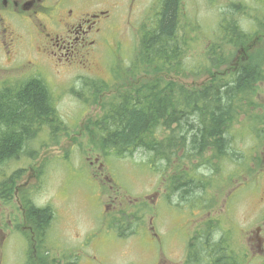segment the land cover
Segmentation results:
<instances>
[{"label": "rangeland", "instance_id": "obj_1", "mask_svg": "<svg viewBox=\"0 0 264 264\" xmlns=\"http://www.w3.org/2000/svg\"><path fill=\"white\" fill-rule=\"evenodd\" d=\"M213 1H182L181 21L190 22L188 34L195 38L182 59L184 70L181 71V78L187 84L199 83L205 78L208 68L206 48L213 42L220 27V19L224 22L231 3L245 7L243 10L237 12L231 10V12L241 29L246 32L247 38L254 36L256 23L264 20V0ZM149 4H151L150 0L142 1L135 12V18L140 21H135L132 16L131 20L134 21L132 25L127 24V14L120 12L121 17L117 25L102 40V49L104 48L100 55L102 65L114 61L117 55L115 49L111 50V46L109 49L105 46L106 40L110 45L113 42L119 46L117 52L122 58H127L132 53L139 39L138 28L147 25L154 13L155 8L148 9ZM152 5L153 3L150 7ZM193 27L197 29L193 31ZM13 29L17 37L14 55L7 57L6 49L0 44V73L35 72L33 64L28 65L30 62H39L40 58L33 51L29 33L18 25ZM225 67H221V71ZM42 72L49 78L48 87L62 125L57 129L56 135H52L51 130L46 129L49 137L46 143H41L43 132L40 130L37 134L39 138L28 144L24 143L22 152L16 159L12 158L0 163V183L12 173L22 171L18 184H23L27 180L30 168L34 171L37 166L38 182L34 179L30 180L29 191L33 201L48 204L53 212L44 250H48V260L53 261L51 264H145V259L154 256L159 249L158 243L153 242L147 229L152 228V233L159 234L164 254L167 248L176 253L179 251L178 247L169 244L172 241L183 242L186 239L191 221L204 217L217 219L220 211L219 221L223 225L221 227L222 229L230 227L231 231L228 235H231V242L233 235H236V225L233 223V217L236 219L234 204L236 201V189H234L236 111L225 133L229 140L227 151L234 153L233 156L229 155V158L227 156L228 159L232 158V162L224 165L219 175L210 176L212 186L206 189L192 187L196 199L206 196L205 193L208 195L206 196L208 208L204 205L202 209L193 208L195 203L190 202L192 204L188 205L183 196L179 197V192H174V188L170 185L171 180L168 186L165 179L173 173L170 166L164 173L160 169L162 167L160 162L157 163L156 171L151 170V166L147 163L149 157L141 150L135 151L132 156L119 157L113 154L102 156L93 148L87 135L79 130L85 117L98 114L100 111L96 103H84L74 94L73 91L78 90L80 84L72 78L68 79L69 73L63 78L56 77L48 63H43ZM245 98L247 101L255 99L253 94H248ZM56 122L59 123V120ZM252 131L258 132V129ZM249 141L248 138L242 141V149L250 146ZM96 157L99 158V162L93 164ZM99 163H102L101 171L98 170ZM188 164L185 163L183 167L181 165L180 169H186ZM202 172L209 174V170L204 166L197 173ZM104 176L109 180H103ZM231 186L234 191L229 195L226 205L225 195ZM222 189L223 192L219 195L216 190L222 191ZM108 196L110 199H107ZM217 200L220 203L215 205ZM0 202V227L8 233V219L15 213L16 203L4 200ZM224 209L226 211L223 213ZM120 211L128 212L124 215L128 220L122 227L119 223V219L122 218ZM135 229L136 232L133 233ZM218 229L217 233L220 234L221 229ZM121 231L127 236H118V232ZM14 235H6L3 242L0 235V264H24L25 243L22 238Z\"/></svg>", "mask_w": 264, "mask_h": 264}, {"label": "trees", "instance_id": "obj_2", "mask_svg": "<svg viewBox=\"0 0 264 264\" xmlns=\"http://www.w3.org/2000/svg\"><path fill=\"white\" fill-rule=\"evenodd\" d=\"M229 7L205 51L206 75L212 80L191 86L178 78L174 81L172 76L179 77L184 70L183 56L195 38L188 34L190 22L181 21V1L163 0L161 12L152 17L150 25L141 27L130 62L120 67L111 81L87 80L84 94L79 93L84 101L96 103L100 93L112 91L101 101L99 113L86 119L82 126L91 146L102 156L127 157L141 150L148 155L151 170L156 171L161 162L164 173L176 160V172L165 180L180 193L179 197L192 187L212 186L210 176L219 175L224 165L232 162L228 158L234 153L227 151L229 140L225 133L234 118L236 98L250 93L253 83L260 78L255 76L260 70L254 61L245 62L236 77L234 51L248 38L231 10L245 7L234 3ZM224 64L233 67L232 74L220 77ZM33 119H47L53 132L59 128L55 105L38 80L30 81L11 97L0 98V123L4 121L9 127L7 131L0 127V163L16 155ZM173 123L177 124L176 134L171 129ZM185 163H189L188 167L180 169ZM201 165L209 174L195 172ZM19 174L12 173L0 187L14 185ZM3 190L0 196L8 201L11 191ZM32 211L41 221H47V226L50 224V208ZM34 225L41 230L40 225ZM210 250L217 255L215 246H210Z\"/></svg>", "mask_w": 264, "mask_h": 264}, {"label": "flooded vegetation", "instance_id": "obj_3", "mask_svg": "<svg viewBox=\"0 0 264 264\" xmlns=\"http://www.w3.org/2000/svg\"><path fill=\"white\" fill-rule=\"evenodd\" d=\"M142 1L144 0H0V44L3 49H6L7 57L14 55L17 37L13 27L18 25L29 33L33 51L40 58L39 62H30L28 65L33 64L35 72L0 73V98L5 99L15 95L33 80L40 81V84L44 85L52 96L48 87L49 78L42 72L43 63H48L56 77L63 78L69 73L68 79L76 80V83L80 84L79 90L82 91L85 90L87 80L99 79L105 82L113 80L119 68L125 67L130 62L131 56L122 58L117 52L119 46L113 42L110 45L106 40L105 46L108 49L111 46V50L115 49L117 55L114 61L105 62L106 66L105 63L102 65L100 60L101 51L104 49H102V40L117 25L121 11L127 14L128 25L134 22L131 20L132 16L135 21L139 22L140 20L135 18V12L141 6ZM150 1L153 5L150 7L151 4H149L147 7L148 9L155 8L152 15L154 17L161 12L163 0ZM180 1L182 7L183 0ZM255 26L253 38L237 48L236 58L233 60L236 64V77L238 76L237 71L243 67L245 62H257L259 65L257 70H260V73L255 74L260 78L253 83V90L250 91L255 97L254 101H247L246 98L241 100L242 95L237 96L236 186L234 187L236 189V201L234 202L236 219L233 217L236 235H233L230 242L231 235L229 236L228 233L231 229L230 227L222 229L223 225L219 221L220 211L217 219L204 217L191 221L189 235L186 239L183 242L176 240L169 244V246L178 247L179 251L173 253L172 249L167 248L164 254L159 234L152 233V228H150L147 230L153 242L158 243L159 249L154 256L145 259V264H264V20L256 23ZM232 70L233 67L225 68L220 77L229 76ZM209 80L212 79L209 78L207 81ZM104 93H100V96ZM176 126V123L171 126L174 134L177 133ZM0 127L3 131L9 128L4 121L0 123ZM46 129L49 130L47 119L43 121L33 119L28 128L29 131L20 144L23 146L24 143L28 144L37 140L40 130L43 132L40 138L41 143H46L49 139ZM253 129H258V132H253ZM246 138L250 140V146L242 149V141ZM22 146L16 155L6 157L3 162L12 158L16 159L22 152ZM98 159L96 157L92 163L99 162ZM176 166L177 161L175 160L172 164L173 173L176 172ZM202 167L203 165L196 168L195 172L197 173ZM98 170H102V163H99ZM30 172L28 171L25 183L18 184L21 171L16 183L7 188L11 191L8 201L16 203V211L8 219V233L0 227L1 242L5 240L6 235L15 234L14 236L22 238L25 243L24 264H44L42 259H45L44 247L47 243L49 224L47 226V221H41L32 210L47 209L49 205L37 203L31 199L29 181L34 179L38 182L37 166L34 171L30 168ZM104 177L103 180L106 181L108 178ZM0 189L7 190L6 187H0ZM234 189L229 190L225 195L226 205ZM193 191L194 189L191 188L183 195L185 202L188 205L195 203L193 208L202 209L203 205L208 208L206 204L208 195L205 193L206 196L196 199ZM216 192L219 194L217 190ZM107 199L110 197L108 196ZM0 200H2L1 196ZM218 201L216 205L220 203ZM138 209L139 207L136 211ZM225 211L226 209L223 213ZM121 214L124 216L128 212ZM149 222L152 221L149 220ZM36 223L41 226V230L34 225ZM218 228L221 229L220 234L217 233ZM118 236L121 235L118 233ZM210 246L217 248V255L211 252ZM45 264H49V261H45Z\"/></svg>", "mask_w": 264, "mask_h": 264}]
</instances>
